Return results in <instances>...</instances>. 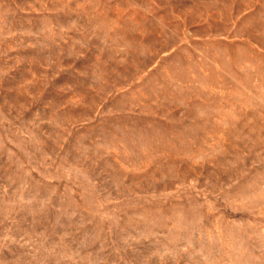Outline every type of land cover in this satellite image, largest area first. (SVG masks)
<instances>
[{"label": "rangeland", "instance_id": "1", "mask_svg": "<svg viewBox=\"0 0 264 264\" xmlns=\"http://www.w3.org/2000/svg\"><path fill=\"white\" fill-rule=\"evenodd\" d=\"M0 264H264V0H0Z\"/></svg>", "mask_w": 264, "mask_h": 264}]
</instances>
